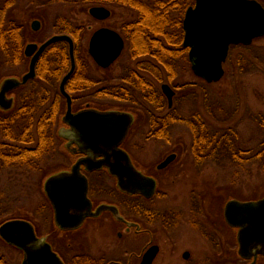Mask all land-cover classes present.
<instances>
[{"label": "flooded vegetation", "instance_id": "obj_1", "mask_svg": "<svg viewBox=\"0 0 264 264\" xmlns=\"http://www.w3.org/2000/svg\"><path fill=\"white\" fill-rule=\"evenodd\" d=\"M258 1L264 6V0ZM195 4L196 0L166 1L168 7L177 9L173 24L182 25L180 31H183V39L186 12ZM107 8L111 15L100 21L112 17L113 11ZM121 36L127 45L125 36ZM231 48L232 46L230 50ZM43 55L44 53L38 60L36 76L6 94L11 100V106L5 109L0 105V174H7V178L9 176L7 180L11 185V194L16 195L19 189L25 194L34 192L37 193V202L34 207L14 210L18 202L17 197H4L5 194L0 188V202L11 204L10 209L8 206H0V217L12 212L9 218L0 221V227L11 220L29 222L33 226L39 245L49 244L62 264H264V254L256 255V249H252L250 257L241 255L238 228L230 226L224 215L229 199L222 202L221 198L208 194L202 182L178 191V180L190 175L188 171L179 169L167 174L169 171L166 170L175 160L164 168L159 167L168 155L175 153L178 157L177 152L168 153L158 164L140 166L126 146L129 135L121 148L129 153L137 169L155 179L154 194L147 196L141 192H125L120 188L118 178L111 174L107 166L88 170L82 164L81 172L89 183L88 198L91 208L72 211L73 215L83 217L80 224L63 226L59 223L56 210L47 197L45 182L51 175L71 171L73 166L87 155L79 151L76 142L69 141L59 133L61 128H69L63 121L67 109L59 113V123L64 126L56 131L57 144L50 146L47 152L44 145L37 143L44 132L46 103L60 104L64 101L67 108V98L62 94L60 84L70 70L69 67L59 79L60 96L51 82L60 77V69L52 67L54 65L48 58H43ZM25 58L30 65L32 57L25 54ZM28 71L29 66L25 73ZM25 73L4 78L22 79ZM1 88L2 81L0 91ZM66 89L72 99L73 111L83 109L76 106L77 95L68 90L67 84ZM128 111L132 112L138 121V114L132 110ZM61 142L65 151L58 148ZM69 142L72 143L70 146ZM53 150L62 153L60 158L63 155L65 163L61 165L60 161L59 169L45 176L44 166ZM97 159H104V156L100 155ZM203 172L195 170L194 174L200 176ZM8 199L9 202L5 201ZM104 205L113 206L115 209L101 208ZM0 243L10 247L13 257V253L18 254L23 264V249L7 242L1 235ZM12 260L11 256L0 254V264H14L15 261Z\"/></svg>", "mask_w": 264, "mask_h": 264}, {"label": "water", "instance_id": "obj_2", "mask_svg": "<svg viewBox=\"0 0 264 264\" xmlns=\"http://www.w3.org/2000/svg\"><path fill=\"white\" fill-rule=\"evenodd\" d=\"M91 16L104 20L111 11L102 5L92 6ZM39 20L32 22V29L38 31ZM185 37L183 45L189 48V60L193 72L208 83L220 81L224 74L230 46L251 44L254 39L264 36V6L258 0H196L184 19ZM66 41L69 44L71 67L62 78L60 90L67 98V110L63 121L69 128H61L59 133L69 141L77 143L80 152L87 157L80 159L71 171L51 175L45 182V191L56 210L57 221L63 226L80 224L81 215L72 211L91 208L88 198L89 183L81 172L84 164L88 170L107 166L112 175L118 178L120 188L128 193L154 194L156 181L137 169L129 153L121 148L134 121L130 111L109 109L100 110L87 107L73 111L72 99L66 84L76 70L75 41L69 34H54L41 44L30 42L25 47V54L32 57L29 71L22 79L7 77L2 81L0 105L7 109L11 100L6 94L26 84L36 76V66L41 55L54 43ZM125 48L124 38L114 29H97L89 41L88 52L102 68L110 67ZM162 91L173 106L175 90L169 83L162 84ZM72 143L69 142L68 146ZM104 159H97L98 156ZM176 154L168 155L160 164L164 168L174 161ZM101 208L115 209L104 205ZM227 223L238 228L240 253L250 257L252 249L264 254V198L253 201L231 199L224 210ZM0 235L10 243L23 249V264H62L49 244L39 245L33 226L24 220H11L0 227Z\"/></svg>", "mask_w": 264, "mask_h": 264}, {"label": "trees", "instance_id": "obj_3", "mask_svg": "<svg viewBox=\"0 0 264 264\" xmlns=\"http://www.w3.org/2000/svg\"><path fill=\"white\" fill-rule=\"evenodd\" d=\"M166 1L40 0L39 6H43V10L59 2L80 5L84 9L88 6L112 4L126 7L136 14L133 19L126 21L123 25L125 27L123 34L127 43L126 53L129 54L130 62L122 65L121 73L115 78L116 80H105L106 82L91 75L88 56L81 52L84 27L74 24V21L65 15H57L53 21L55 32L70 34L75 40L77 66L67 83L68 90L73 91L79 101L85 102L88 99L96 107H99L100 99L108 98L122 102L127 107L125 110H132L138 116L144 112L148 140L169 141L176 124L186 125L192 136L190 150L193 161L190 164L194 166V171H205L204 167L211 162L224 169L228 166L239 169L245 165H257L258 169L264 171V136L256 146L243 147L238 126L229 123L238 114V104L228 107L224 102L213 101V94L208 89L209 83L205 81L201 83L178 80L181 64L190 63V61L188 49L183 46V31H180L182 25L173 24L177 9L168 7ZM14 6V0H0V50L4 54V56L2 54V61L6 64L13 62V55L15 62L25 57L24 48L28 43V36L25 39L23 33L29 25L18 21V17L12 15L13 18L8 17V8H14ZM41 13L34 14V17H43ZM242 47L246 50L241 53L242 55H238L237 63L241 74H246L257 69L255 59L264 62V51L252 49V44ZM12 51L13 54H11ZM43 58H48L54 65L52 67H60V77L51 80L56 87V92L60 95L59 79L71 65L68 43L60 41L52 44ZM164 82L169 83L176 91L171 108L161 89ZM34 87L37 88V86ZM36 88H34L35 92ZM198 88L203 91L204 107L215 123L198 107ZM37 95L38 93L35 97ZM185 103L196 105V107L185 112L182 110ZM100 107L103 108V106ZM64 108L63 101L60 104L46 103L45 105L44 132L37 143L44 145L47 152L50 146L57 144L56 127L59 122V113H62ZM37 111L36 109L35 112ZM251 115L250 118L264 130V112L251 113ZM179 153L177 152L178 155Z\"/></svg>", "mask_w": 264, "mask_h": 264}, {"label": "rangeland", "instance_id": "obj_4", "mask_svg": "<svg viewBox=\"0 0 264 264\" xmlns=\"http://www.w3.org/2000/svg\"><path fill=\"white\" fill-rule=\"evenodd\" d=\"M14 1V8H8V17H11V15L16 18L18 17V21H21L25 25H29V28L23 33V37H25V39H27L28 36L27 42L41 43L48 37L54 34H59L53 29V21H55L57 15L62 14L74 21V24L84 27L85 34L81 39V52H83L85 56H88L87 60L91 68L90 71L92 76L102 79L104 82L107 80H114L121 73L122 65L130 62L129 54L126 53L125 49L122 56L117 62H115V64H113L111 68L103 69L94 62L88 52L91 35L98 28L107 26L121 34L124 33L123 28L125 27H123V23L128 20L130 21V19H133L136 16V14H134L130 9L122 6H114L112 4H104L113 11V14L111 18L105 21H100L95 19L89 13L88 7L90 6H88L87 9H84V7L80 5H70L59 2L53 3L43 10V6H39L41 5L40 0ZM37 13H41L43 17H34V14ZM35 19H38L41 22V27L38 31H34L32 29V22ZM14 21H16V19ZM252 45V49L264 51V36L254 40ZM245 50L246 49L242 46H232L228 60L224 64L225 76L219 82L209 83L208 89L213 94V101L224 102L228 107L238 104V114L230 120L229 123L238 126L241 145L243 147L250 148L256 146L264 136V130L259 127L257 122L250 118L252 116L251 113L264 112V62L257 61V59H255V62L258 65L257 69L246 74H241V71L238 68L239 65L237 63V57L239 54L245 52ZM2 54L3 53L0 50V82L4 80L5 76L21 75L27 71L29 66L28 59L22 57L20 61L15 62L13 55V62L6 64L2 61L4 56V54L3 56ZM11 54H13V51ZM55 68H57V66H55ZM67 70L68 67L66 68V71ZM178 80L201 83L204 81L194 74L190 63L188 62L181 64V74ZM102 85L103 83L101 86ZM198 92V107L201 108L202 113L207 118L213 121V118L207 113V110L204 107L202 89L198 88ZM99 101L103 103L101 104L98 102V108L103 106L101 109H127L126 105H123L122 102H117L114 99L107 98V100L100 99ZM80 102L81 101L78 100L76 103L77 107L81 106L80 108H85L88 105L89 107H96V105L91 104L88 99H86L85 102ZM63 103L65 105V110L66 104L64 101ZM194 107H196V105L185 103L182 106V110L187 112L190 108L192 109ZM141 116H139L138 121L133 128L134 130L131 129L126 143L127 148L130 150L132 157L138 165L148 167L150 165L158 164L165 158V156L168 155V153L176 152L175 150H177L178 153L180 152L178 157L175 159L177 163L174 162L170 164L166 170L169 171L167 174H172L171 172H175L179 169L188 171L190 174L183 176L178 180V191L185 187V189H188L192 184H196L197 182H202L205 187V192L221 198L222 202L229 198H238L243 201H253L264 198V171L258 169L257 165H245L239 169L236 167L234 168V166H228L224 169L219 168L216 166L217 164L211 162L204 167L206 170H203L204 172L201 173L200 176H197L194 174V168L190 164L193 161L190 150L192 142L190 129L184 124H176L169 141L163 139L160 141L148 140L147 124L144 125L146 123L144 120V112L141 113ZM213 122L215 123V121ZM63 126V123L58 122L56 131ZM58 148L65 151L63 142L60 143ZM61 154L62 153H58V151L54 152V150L50 153V156L47 158L44 166L46 168L45 176H47L48 173L50 174L58 170L59 167L65 163V157L62 155L63 158H60ZM60 161L62 162L61 165L59 163ZM7 179H9V176L7 178V174H0V188L5 194L4 197L13 195L10 191L11 185ZM40 188L42 189V183L40 184ZM175 190L176 189H174V191ZM13 196L17 197L18 201L14 210L23 209L24 207L27 208L29 206L34 207L37 202V193L34 194V192L25 194L21 189H19L16 195ZM5 201L9 202V199ZM1 205L8 206L9 209L11 208V204L7 202H0V206ZM11 213L12 212H9L3 217H0V221L4 218V220L9 218ZM2 253L7 256H11V258L15 261L14 264H21L20 256L13 253V257L10 247L4 243H0V254Z\"/></svg>", "mask_w": 264, "mask_h": 264}]
</instances>
